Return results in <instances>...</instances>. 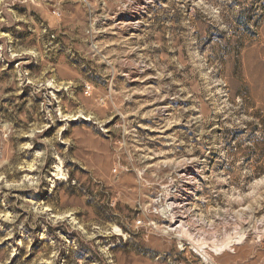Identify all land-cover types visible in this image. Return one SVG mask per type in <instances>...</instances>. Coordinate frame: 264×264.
<instances>
[{"label":"rangeland","instance_id":"374dc122","mask_svg":"<svg viewBox=\"0 0 264 264\" xmlns=\"http://www.w3.org/2000/svg\"><path fill=\"white\" fill-rule=\"evenodd\" d=\"M94 3L0 0V264H264V0ZM90 90L111 172L32 183L40 106Z\"/></svg>","mask_w":264,"mask_h":264},{"label":"clouds","instance_id":"9594fccd","mask_svg":"<svg viewBox=\"0 0 264 264\" xmlns=\"http://www.w3.org/2000/svg\"><path fill=\"white\" fill-rule=\"evenodd\" d=\"M130 3L131 0H128ZM151 2V0H148ZM99 4H104V6L111 7L119 5L121 8L126 7L125 4H121L120 0H95L92 5L93 8L97 7ZM6 7V5H5ZM104 15V14H102ZM96 19L100 17H95L93 23ZM63 77L56 70H51V75H42L41 80L43 81L42 86H47L50 81H56ZM82 82V81H81ZM52 87L59 88V83H52ZM67 88V84L64 85ZM94 90H90L86 95L81 96L79 103V110L77 111L75 106H67L63 103L59 105L58 108L49 109L46 104L53 103L55 97L52 100L47 101L45 105L40 106L39 112L43 113L38 119L40 123L35 128L29 130V134L34 137V139H41L38 133L43 132L46 128L51 127L52 132L49 134L50 138L45 137L42 142L46 145L43 151L36 153V169L40 171L43 164L48 160L49 156L54 157V162L51 166L54 171H51V177L45 175H38L34 178L32 183H36L42 180H48L49 183L54 187L57 179L65 181V187L70 185H84L85 187H93L96 189V183L100 180L101 176H104L111 172L110 165L105 161L106 150L110 147L115 146V141L105 144L100 137L108 133V129L103 127V121L106 118L104 105L99 102L97 97L93 94ZM3 93H0L2 96ZM106 99L108 97H105ZM118 105H113L112 111ZM77 115H88L93 120V124L85 126L83 120L76 121L75 124L69 123L70 120H74ZM32 113L25 112V114L20 117L27 124ZM58 121H64L61 125ZM99 125V127H96ZM75 129V131H74ZM91 130V131H89ZM112 132L116 133L118 136L123 131L127 135V129H123L122 126H116L111 129ZM79 133V134H78ZM96 133V135H92ZM89 139L86 141L84 137ZM21 151L23 149H20ZM104 153V154H102ZM191 155V153H187ZM187 163H191V160H187ZM4 163H7L5 160ZM202 163V161H201ZM67 165V167L65 166ZM79 165V168L77 167ZM81 169H87V172H81ZM175 171V168L172 169ZM203 170H201L202 174ZM54 178V179H53ZM167 180V184L163 183ZM180 179V177H176ZM174 182L171 173L165 174L158 177L154 183H159L162 196H166L169 193V185ZM223 257H221V260Z\"/></svg>","mask_w":264,"mask_h":264}]
</instances>
